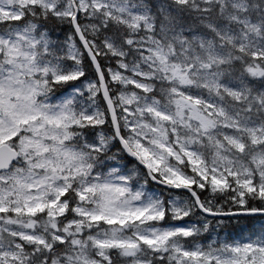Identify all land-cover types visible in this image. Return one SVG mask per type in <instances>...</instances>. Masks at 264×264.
Listing matches in <instances>:
<instances>
[{"label": "snow or ice", "instance_id": "6c2138e0", "mask_svg": "<svg viewBox=\"0 0 264 264\" xmlns=\"http://www.w3.org/2000/svg\"><path fill=\"white\" fill-rule=\"evenodd\" d=\"M0 264H264V0H0Z\"/></svg>", "mask_w": 264, "mask_h": 264}]
</instances>
